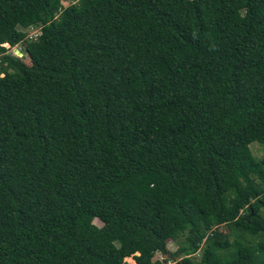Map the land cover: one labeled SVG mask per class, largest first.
I'll return each mask as SVG.
<instances>
[{
	"label": "trees",
	"instance_id": "trees-1",
	"mask_svg": "<svg viewBox=\"0 0 264 264\" xmlns=\"http://www.w3.org/2000/svg\"><path fill=\"white\" fill-rule=\"evenodd\" d=\"M60 1L0 0V264H264V0Z\"/></svg>",
	"mask_w": 264,
	"mask_h": 264
},
{
	"label": "rangeland",
	"instance_id": "rangeland-1",
	"mask_svg": "<svg viewBox=\"0 0 264 264\" xmlns=\"http://www.w3.org/2000/svg\"><path fill=\"white\" fill-rule=\"evenodd\" d=\"M77 0H61L60 1V8L67 6L69 4L75 3ZM59 9H57L55 16L58 14ZM26 36L27 37H31L33 38L37 33H38V28L36 27H32V28H28L25 30ZM23 44L19 43L18 45H15L13 47H8L7 44H4V47L7 48L6 49V53L8 54H13V55H17L14 50H17L18 52L22 53V61L26 64H28L27 58L24 56V50L22 48ZM21 56V55H20ZM1 76V74H0ZM249 149L251 151V154L253 155V157L255 159H259L264 155V146L258 144L257 142H252L249 144ZM261 212H264V209L261 210ZM243 213V211H242ZM93 223H95L96 225H100L99 221L97 219L93 220ZM217 230L221 233L222 239L227 240L229 243H231L234 239H241V241L247 245H252L254 244L257 240L261 239V236H255V235H249V234H244L243 238H241L240 234L237 233L235 231V229L233 228V226L231 224H225V225H220L217 227ZM183 241V237H178V239L176 241L173 240H167L166 241V247L169 251H174L176 249V247L181 244ZM204 244L201 243V245L199 246L200 248H202ZM228 251H231V247L228 248ZM222 252H225V250H223ZM199 255L200 252L196 251L191 258L195 261L199 260ZM154 259H157L158 261L161 262V264H171L172 262H165V256L164 254H160V253H155L154 254ZM175 259L177 260L178 257L176 256ZM125 264H134L133 260L131 257L125 258L124 259Z\"/></svg>",
	"mask_w": 264,
	"mask_h": 264
},
{
	"label": "water",
	"instance_id": "water-1",
	"mask_svg": "<svg viewBox=\"0 0 264 264\" xmlns=\"http://www.w3.org/2000/svg\"><path fill=\"white\" fill-rule=\"evenodd\" d=\"M14 52H15L16 54H18V56H20V55H21V53H20V52H18L17 50H14Z\"/></svg>",
	"mask_w": 264,
	"mask_h": 264
},
{
	"label": "built area",
	"instance_id": "built-area-1",
	"mask_svg": "<svg viewBox=\"0 0 264 264\" xmlns=\"http://www.w3.org/2000/svg\"><path fill=\"white\" fill-rule=\"evenodd\" d=\"M14 54V53H13ZM17 56V55H16Z\"/></svg>",
	"mask_w": 264,
	"mask_h": 264
}]
</instances>
